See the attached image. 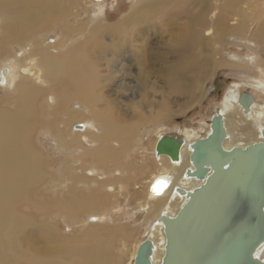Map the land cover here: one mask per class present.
<instances>
[{
	"label": "rangeland",
	"instance_id": "obj_1",
	"mask_svg": "<svg viewBox=\"0 0 264 264\" xmlns=\"http://www.w3.org/2000/svg\"><path fill=\"white\" fill-rule=\"evenodd\" d=\"M4 1V5L0 6V14H4L13 21L11 24L13 28L20 29V31L25 29L20 27V25L24 26L19 20L20 6L15 0ZM38 1L53 2V0ZM147 1L105 0L101 7L94 3L87 7L80 3L82 6L79 8L70 9L72 13L68 18L71 29L77 31L65 40V47L60 51L56 49L50 51L51 54H61L69 46L75 47V53L78 54H81L80 50H82V59H84L83 62H78L81 67L78 65L74 69L78 67L87 70L88 68V72L91 73H89L84 87L90 94L89 98L92 100L94 111H103L104 109L110 118L109 124L110 128H113L112 130H120L124 137L131 133L134 136L130 148L128 147L122 155L123 164L109 167V178L113 179L114 171L117 175L119 170L125 169L129 173L127 177L131 178L130 182L135 181L140 184L149 179L151 171L135 173L133 171L134 164L136 163L137 168L141 167L140 153L145 147H148L151 141L155 143L157 133L161 132L164 135L176 137L180 136V131L190 130L201 136V139L206 138L210 132L211 119L222 109V101L230 90L236 89L240 94L249 92L259 104L264 105V94L249 88V83H252L254 79L264 78V33L261 32L264 25V0H206L209 6L204 14L206 16L203 17H206L204 21L207 19L206 22L210 26L208 27L215 31L213 35L212 31L207 33L209 28L203 32V29L197 25L196 17H189L191 14H181L182 9L177 6L172 8L174 15L169 16L170 13H167L166 17H163L157 13L158 8L144 9V4ZM195 1L192 0L191 4H194ZM0 4H2V0H0ZM99 8L102 12L96 16ZM135 11L137 13H134ZM52 12L53 10L49 13L50 20L56 14L55 10L54 13ZM128 18L126 30L123 29L122 33L131 34L135 38L132 39L134 41L132 47L125 45L119 47V50H115V47L111 46L106 49L101 48V43L97 40L85 50L88 34L99 20L104 27H112ZM33 21L36 23L35 26L42 24L41 19L38 21L36 18ZM64 22L44 24L43 27L47 26V28H43L42 31H39L40 33H36L35 30L25 31L22 34L24 41L14 44H12L14 39L9 38L11 35L5 36L6 33L2 32L0 27V72L12 60L28 57L26 54L22 56L24 48L32 47L34 50L32 44L36 40L41 41L44 48L58 43L62 36L61 29L64 27ZM220 23H223L221 28ZM194 29H200L203 33L200 44L195 47L177 44L178 33L183 35L184 31ZM234 29H236L235 33ZM84 30L86 32H83ZM118 41V37L115 38L114 35L107 34L103 42L113 45ZM96 42L98 43L96 44ZM92 46L93 48H91ZM145 46L152 50L150 54L153 56L149 54L148 50H145ZM146 56L149 57L146 58ZM36 57L38 60V56ZM29 58L31 59L24 61L23 65H33L32 59L35 57L31 55ZM82 64L90 66L83 67ZM44 80V78L32 79L29 82L35 91H44V95L34 102L35 112L32 113L29 127L31 141L36 145L35 149L42 155L40 167L44 171V175L36 178L32 188L28 189L26 184L23 195L26 197L28 194L29 204H19V196H13L12 200L9 198V201H12L11 206L8 205L5 208L6 212L14 210L16 214L20 213L23 217L32 218L33 224H28V226L26 223L22 224L24 229L19 235V239H25L22 242L23 245L19 244L18 246L15 242L13 244L15 249L11 247L10 250L0 254V264H30V258H37L32 255L33 247L42 248L47 243L44 235L37 229L38 225L55 226L62 235L69 236L76 241L74 245L77 247L96 244L94 241L88 242L89 238H86L84 234L88 224L92 221L90 216L95 213L94 211L81 213L80 220L68 222L65 211L60 209V205L66 206L74 199V195L78 191L85 190L83 189L84 184L77 181L75 177H79V175L81 177L85 173L89 175L94 165L86 163L85 171L87 172H85V168L82 169L83 159H76V152L73 149L67 150L62 143L73 141L75 127L79 123H93L96 126L93 127V131L95 133L97 131V137L103 134V130L99 125L98 118L94 117L89 108L74 96L70 97L67 104L61 103L62 100L57 99L58 112L51 108L53 107L51 104L44 108L43 105L47 102L46 97L51 94L44 84ZM56 81L52 82L61 83ZM64 88L71 91L67 86ZM16 97L17 93L0 85V108L2 110L8 112L16 110L18 108L14 100ZM259 126L264 127V117L253 125L255 129ZM112 130L106 131L105 135L108 137L113 135ZM104 142L109 145V148L120 150L119 142L114 140V137L112 139L110 137ZM99 143L100 141L97 140L96 144L94 142L86 147L94 148L93 146H98ZM101 177L103 174L99 172V178ZM131 185L133 184L126 185V196H123L125 194H112L106 186L101 187L98 191L100 196L107 197L109 194L111 197L112 204L108 212L114 216L113 219H108L107 223L101 226L102 230H99L98 233L109 237V242L112 244V249L108 248L110 252L107 251L105 254L106 264H112L109 258L113 257L111 256L112 250H115L118 257L121 256L118 259V264H133L131 257L135 246L148 239L149 222H146L148 213L138 209V204L132 195ZM116 202H118V206L115 208L114 203ZM35 203L40 205V209L34 207ZM117 208L121 210L118 214L115 213ZM124 228H129L130 231L124 236H120L121 232L117 230ZM108 229H117L116 232L119 233V236L111 238ZM128 235L130 236L128 237ZM8 240L6 238V241ZM68 245L70 244L60 243L54 246V249L46 254L47 259L45 260H57L61 264H88L79 262L78 259L71 256V253L66 255L67 252L60 251L61 247ZM29 246H33L31 250L28 249ZM74 255L76 254L74 253Z\"/></svg>",
	"mask_w": 264,
	"mask_h": 264
},
{
	"label": "bare ground",
	"instance_id": "obj_2",
	"mask_svg": "<svg viewBox=\"0 0 264 264\" xmlns=\"http://www.w3.org/2000/svg\"><path fill=\"white\" fill-rule=\"evenodd\" d=\"M103 1L105 0H53L52 3L51 1L49 3H44L43 1L41 2L38 0H15V2L20 6V13L18 12L19 20L24 25H20V27L25 28L23 30L21 29V31L20 29L17 30L15 27L13 28V26L11 25L13 21L9 17L5 16L4 14H0L1 30L2 32L6 33L5 36L8 37L9 34L11 35L9 38L14 39L12 44L24 41L22 34L25 31L28 32L29 30H35L36 33H40L39 31H42L43 28H47V26L43 27L44 24L50 22L59 23L60 21H65L64 27L61 29L62 36L58 43H56L54 46L48 45L46 46L47 48H44L41 41H33L34 43L32 42V45H34V50L31 46V48L25 47L26 50L24 48V53H22V56L23 54H26V56L28 57L18 60H12L11 63L0 72V81L1 79H3V82H0V85L8 87L10 90L17 93V97L14 100L17 103L16 106L18 107L12 112H8L0 108V254L10 250L11 247L15 249V245L13 246L15 242L16 245L19 246V244H21L20 246H22V242H24L25 240L24 238L19 239V235L23 232L24 229L22 228L24 227L22 224L26 223L27 226L28 224H33L31 222L32 218L30 219L25 216L23 217L20 215V213L16 214L14 210L13 212L5 211V208L8 207V205L9 207L11 206L10 204L12 201H9V198H11L12 200L13 196H19V204H29L30 200L28 199V194L26 197H24L25 195H23L26 184L28 189L30 187L32 188L35 185L34 183L37 180L36 178L44 175V171L40 167V163H42V155L38 152L37 149H35L36 145L31 141L29 128L30 122L32 120V113L33 111L35 112L34 102L36 99L39 100V98L44 95V91H35V89H32V84L30 85L29 83L32 79L37 80L44 78L45 83H43L51 93L49 97H46L47 102L43 105L44 108L46 107V105L48 106L49 104H51V106L53 107H50L58 112L59 106L57 104V99L62 100L61 103L67 104L71 96L79 98L78 100L82 101L84 105L89 108L94 117L98 118L99 125L103 130V134L97 137V131L96 133L95 131H93L96 126H94V124L91 122V124L89 122H84V124L79 123L75 127L76 129L73 141L62 143L67 150L73 149L76 152V159H83L82 169L85 168L86 163L94 165V167L91 168L92 170L89 175L85 173L86 175L84 174L81 177L80 175L79 177H75L77 181H80L82 182V184H84L83 189L85 190L78 191L74 195V199L66 204V206L60 205V209L65 211L64 213L66 214L65 216L68 222H72L73 220H80L81 213L94 211L95 213L90 216L92 221L88 224L87 229H84V234L86 238H89L88 242L94 241L96 242V244L92 243L89 246L84 247L80 245L77 247V245H74L76 241H74L69 236L62 235V233L55 226L50 227L38 225L39 227L37 229L44 235L47 243L42 248H34L32 246V255L36 256L37 258H30V264H61L57 260H45L47 259L46 254L50 253L54 249V246L60 243L70 244L68 246L61 247L60 251L67 252L66 255H69L71 253V256H74L81 263L86 262L88 264H106L107 258L105 254L107 251L112 249V244L111 242H109V237H104L98 233L99 230H102L101 226L107 223L108 219H113L114 216L110 215L108 212L109 207L112 204L111 197H109V194H107V197L100 196L98 195V191L101 187L106 186L110 189V192L112 194H125L123 196H126L127 184H133L131 185L133 191L132 195L134 197V200L138 204V209L148 213L146 219V222H149V226L147 229V240H150L154 245V253L151 258L152 263L162 264V260L165 255L166 235L164 232V225L160 222L161 216L170 218L176 217L182 206L188 201V198L185 195H182L180 191L183 190L185 192H191L199 188L203 184V181L197 178L189 177L187 174L188 170H194V167L190 161V155L192 154L191 146L195 141L201 139V136L197 135L196 132L190 130L180 131V136H176L182 141V147L180 149L179 157L180 159L177 161L172 160L167 155H159L157 153L156 148L158 142L164 136H166L161 132L157 133V140L154 141L155 143H152L151 141L148 144L149 148L145 147L144 150L140 153L139 161L141 162V167L137 168L136 163L134 164L133 171L135 173L139 174L140 172L144 173L147 171H151L149 179H147L144 183L142 182L143 184L135 181L131 183V178L127 177L129 173L125 169L119 170V172L116 173L117 175H115L114 171L113 179H111L112 177L109 178V167H111V165L120 166L117 164H123L122 155L124 152H126L128 147L132 143V140H134V136L131 133L128 136L126 135V138L120 130V132L116 129L112 130L113 128H110L109 124L110 118L108 117L104 109L103 111H94L92 100L89 98L90 94L88 93L86 87H84V83L88 79V75H90L91 73L88 72V68L87 70H85L86 68L78 67L74 69L76 66H80L78 62H83L84 58L82 59V50H80L81 54H78L75 53V47L69 46L68 49H64L61 54H51L50 52L52 49L60 51L61 48H64L65 40L69 39L70 36L74 35V33L77 31L76 29H71V26H69L68 24V18L70 17L69 14L72 13L70 9L73 10V8H79L80 6H82V4L80 3H83L87 7L94 3L95 5L101 7ZM191 1L192 0H148L144 4V9L158 8L157 13H160L161 16L166 17L167 13H170L169 16L174 15L172 12V8L177 6L179 9H182L181 14H191V16L189 15V17H196L197 25H199V27H201L204 32L205 29L207 30V28L210 27L206 22L207 19L204 21V18L206 17H203L206 16L204 14L208 9L207 7L209 6V4L206 0H196L195 3L192 2L194 4H191ZM4 2L5 1L2 0V4H0V6H3ZM51 10H53L52 13H54L55 10L56 14L54 15V17L51 16L52 19L50 20L49 13ZM101 12L102 10L101 8H99L95 15L98 16L99 14H101ZM134 13H137V11H135ZM36 18H38V21L40 19L42 20V24L40 26H35L36 23L33 20H35ZM128 20L129 18L124 19L122 20V22H119L112 27H104L102 25V22L99 20L88 34V40H86L87 42L85 41L87 43V45L85 44V50H87V47L95 43V41L97 40H99L98 42L101 43V48L108 49L112 46L115 47V50H119V47L125 45H127L128 47H132L134 44V41L132 39L134 37L131 34L122 33L123 29L126 30ZM222 24L223 23H220V28L223 27ZM78 29H80V27H78ZM211 31L213 35V33L215 32L213 29L209 28L207 33H211ZM235 31L236 29H234V33ZM83 32H86V30H84ZM261 32L264 33V25L261 29ZM119 33L120 35H118ZM107 34H112L115 38L118 37L119 41L114 43L113 45L105 44L103 41L105 40V36ZM202 34L203 33L200 29L184 31L183 35L181 33H178L176 36L177 44H180V46L195 47L197 44L201 43L200 41L202 39L201 36H203ZM26 42L29 41L26 40ZM98 42H96V44ZM146 46L144 48H146ZM42 48L44 49L41 50ZM91 48H93V46ZM145 50H148L149 54L152 51L149 48H146ZM31 55L32 57H35V59H32L33 65H23L24 61L31 59L29 58V56ZM150 55L153 56V54ZM36 56H38V60ZM149 56H146V58H148ZM83 65L84 64H82V66ZM88 66L84 65L83 67ZM5 69L6 72L3 73ZM54 69H57V71H54ZM53 80H57L61 83H53ZM249 85V88H252L253 90L259 91L264 94V78L254 79V81L252 83H249ZM65 86L69 87L71 91H67L64 88ZM241 95L242 94H240L236 89L228 91L222 101V109L217 113L221 114L224 117L227 138L225 139L223 145L226 150H231L235 147L245 148L251 144L258 142L264 143V127L259 126V128L257 129L253 127L254 123L264 117V105L259 104L256 98L252 95L254 97V103L250 106V112L245 113L244 108L240 103ZM65 124L67 123L65 122ZM70 126H73V124H70ZM109 130H112L113 133V135H110L111 139L114 137V140L116 139L119 142V151H116L113 148H109V145L104 142L107 141L108 138H110L105 135L106 131ZM94 134H96V136H94ZM97 140L100 141L98 146H93L94 148L86 147L94 142L96 144ZM86 168L84 169V171L86 170ZM102 169H104L105 171ZM99 172H102L103 177L99 178ZM138 174L136 175L138 176ZM85 187L88 188L86 189ZM114 205H116V208L118 206V202L114 203ZM34 207H39L40 209V205L36 203L34 204ZM119 211H121L120 208H117L115 213L118 214ZM125 228L123 230L116 229L118 232H121L120 234L116 232L115 229H108L110 231V237L116 238L119 235L124 236L127 232L130 231L128 230L129 228ZM130 235H128V237ZM5 237L9 240L6 241ZM141 244L135 246V251L131 257L133 260V264L137 255V251ZM32 247L29 246L28 249L31 250ZM73 252L76 255H74ZM111 256L113 257H109L111 259L110 262L112 264H118V259L121 256L118 257V254L115 253V250L111 251ZM256 256L261 261H264V246H262L257 251Z\"/></svg>",
	"mask_w": 264,
	"mask_h": 264
},
{
	"label": "water",
	"instance_id": "obj_3",
	"mask_svg": "<svg viewBox=\"0 0 264 264\" xmlns=\"http://www.w3.org/2000/svg\"><path fill=\"white\" fill-rule=\"evenodd\" d=\"M240 103L248 113L254 97L243 92ZM226 138L224 117L215 114L208 136L192 144L194 170L187 174L203 184L180 191L188 201L176 217L161 216L166 235L162 264H264L256 256L264 246V143L226 150ZM181 147L179 138L166 135L156 150L177 161ZM153 253V243L144 241L134 264H153Z\"/></svg>",
	"mask_w": 264,
	"mask_h": 264
}]
</instances>
